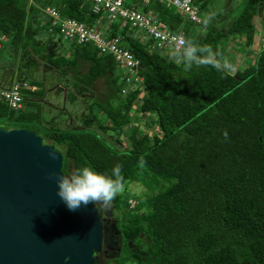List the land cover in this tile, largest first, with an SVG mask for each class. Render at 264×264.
I'll return each mask as SVG.
<instances>
[{
    "label": "trees",
    "instance_id": "obj_1",
    "mask_svg": "<svg viewBox=\"0 0 264 264\" xmlns=\"http://www.w3.org/2000/svg\"><path fill=\"white\" fill-rule=\"evenodd\" d=\"M123 1L150 10L172 31L181 30L184 39L219 53L227 39L250 44L253 18L264 8V0H239L222 29L209 26L197 37V23L172 5L157 0ZM209 1L193 0L201 24L200 9ZM46 3L56 6L61 15L85 23L99 14L91 10L90 0L30 4L0 0V32L7 35L6 42L20 51L30 46L39 52L37 33L53 36L57 28L54 25L51 33L46 30L50 23L41 9ZM120 22L119 17L105 22L107 35H121L123 45L137 57L142 76L138 86H126L111 55L98 52L90 41L70 42V57L45 56L69 69L77 66L78 59L88 60L86 71L76 78L79 82L105 78L107 91L102 100L94 101L106 122L101 123L96 111L91 117L98 126L113 131L128 124L127 145L119 148L89 126L37 127L33 124L40 117L37 87L24 89L26 97L17 109L0 100V122L5 128L31 126L51 142L62 144L63 175L87 166L111 176L118 167L124 185L130 181L143 185V193L124 186L121 197L113 202V207L122 208L120 214L112 213L121 237L120 251L124 249L117 264H264V46L234 75L212 67L185 70L180 60L149 46L128 23ZM135 101L140 112H153L157 132L139 133L130 123ZM140 233L147 237L145 252L128 245L129 240L143 243Z\"/></svg>",
    "mask_w": 264,
    "mask_h": 264
},
{
    "label": "water",
    "instance_id": "obj_2",
    "mask_svg": "<svg viewBox=\"0 0 264 264\" xmlns=\"http://www.w3.org/2000/svg\"><path fill=\"white\" fill-rule=\"evenodd\" d=\"M61 161L34 130L0 126V264H96L101 214L57 196Z\"/></svg>",
    "mask_w": 264,
    "mask_h": 264
},
{
    "label": "rangeland",
    "instance_id": "obj_3",
    "mask_svg": "<svg viewBox=\"0 0 264 264\" xmlns=\"http://www.w3.org/2000/svg\"><path fill=\"white\" fill-rule=\"evenodd\" d=\"M238 1L210 0L207 6L200 9L203 23L201 24L199 22L197 24L196 36L203 35L209 26L222 29L231 17L230 12L232 14L235 12L233 7ZM135 7L139 6L135 5ZM209 16L213 18L210 23L206 24L205 20ZM253 23L254 34L250 44L245 45L242 39L237 40L235 38L222 42L221 59H229L230 61H228L232 64L234 70L245 66V63L251 61L255 53L264 46L263 7L254 16ZM37 36L38 40L35 44L42 45V49L39 52L33 51L30 46H26L20 51L19 48L7 42H4L0 48V80L3 84L8 82L12 77L20 81L24 80L27 83L32 81L35 83L37 89L40 90V94L35 96L39 102L40 117L33 124L40 128L48 126H57L60 128L89 126L88 128H95L101 135L119 148L127 145L124 134L128 129V124L122 126L118 131H113L104 126H98L96 120L91 117V112L96 111L101 123L106 122L103 112L98 111L94 101L96 98L102 100L107 91L105 78L101 76L95 77L88 83L79 82L76 78L86 71L89 61L78 59V64L74 69L52 63L45 55H65L66 57H70L72 55L69 48L70 41L61 40L57 34L52 36L44 31H39ZM221 41V39L218 40L219 43ZM172 53L177 56L175 59L178 61L179 56L177 51H173ZM115 68L120 74L125 73L122 68L116 66ZM116 101L114 100L113 103H116ZM134 105L130 110V123L136 126L139 133L143 131L148 134L157 132L156 126L152 121L153 112H140L137 109L138 104L136 101ZM149 121L151 122L149 123ZM5 125L4 122H0V126L4 127ZM27 128L32 129L31 126ZM37 133L41 137L42 142L51 143L57 150L61 153L63 152L64 146L62 144L51 142L49 138L44 136L41 130H38ZM115 138L119 139L120 142H117ZM70 172H72L71 169ZM64 175L69 174L65 173ZM124 186L127 190L135 193H143L145 190L143 185L138 181L127 182ZM119 196L121 197V195ZM132 203L133 201L131 199L130 204ZM121 209L113 206L111 208L112 213L115 214H120ZM140 235L144 237L143 243L137 245L129 240L128 245L132 249L145 252L147 237L143 233H140ZM123 253V248H121V251L119 249L115 253H110L111 255L107 256L106 259L107 263L117 264L121 256L124 255Z\"/></svg>",
    "mask_w": 264,
    "mask_h": 264
},
{
    "label": "built area",
    "instance_id": "obj_4",
    "mask_svg": "<svg viewBox=\"0 0 264 264\" xmlns=\"http://www.w3.org/2000/svg\"><path fill=\"white\" fill-rule=\"evenodd\" d=\"M27 4L34 3V0H25ZM164 5L174 6L184 17L199 23L201 22L198 6L193 0H157ZM91 10L99 13L91 23L77 20L73 17L63 16L56 6L46 3L41 9L43 15L49 19L46 30L51 33L53 26L57 28L53 35L61 40H68L73 43L90 41L98 52L109 53L116 67L122 68L125 73L120 74L119 79L124 81L126 86H138L142 76L138 73V59L127 47L123 45L122 36L119 34L107 35L106 23L116 17L120 23H128L134 35L141 40L148 42L149 46L161 50L164 54L177 57L172 51H177L180 41L184 40L181 30L172 31L168 25L153 15L150 10H142L140 7L127 5L123 0H90ZM7 40V35L0 32V48ZM35 84L26 81L10 78L3 84L0 82V100L5 102L11 109L21 107L22 100L26 97L24 89L34 90ZM124 89H122L123 91Z\"/></svg>",
    "mask_w": 264,
    "mask_h": 264
},
{
    "label": "clouds",
    "instance_id": "obj_5",
    "mask_svg": "<svg viewBox=\"0 0 264 264\" xmlns=\"http://www.w3.org/2000/svg\"><path fill=\"white\" fill-rule=\"evenodd\" d=\"M212 18L207 17L205 23H210ZM177 53L185 70H190L193 66L212 67L218 72L234 75L232 64L226 59H221L222 53L214 52L209 46H201L192 40L184 39L180 41ZM224 136L227 139V132ZM50 155L55 159L54 153ZM56 183L57 196L71 211L88 204H92L98 213L107 211L112 208L116 197L124 191V177L118 167L113 170L111 176H106L85 166L69 175L61 174L56 178Z\"/></svg>",
    "mask_w": 264,
    "mask_h": 264
},
{
    "label": "flooded vegetation",
    "instance_id": "obj_6",
    "mask_svg": "<svg viewBox=\"0 0 264 264\" xmlns=\"http://www.w3.org/2000/svg\"><path fill=\"white\" fill-rule=\"evenodd\" d=\"M100 214L103 230V245L100 251L96 254L95 260L96 264H107V256L120 249L121 237L119 231L115 228L111 209L100 212Z\"/></svg>",
    "mask_w": 264,
    "mask_h": 264
},
{
    "label": "crops",
    "instance_id": "obj_7",
    "mask_svg": "<svg viewBox=\"0 0 264 264\" xmlns=\"http://www.w3.org/2000/svg\"><path fill=\"white\" fill-rule=\"evenodd\" d=\"M124 3H125V2H124ZM125 4H127V3H125ZM0 82L3 83L1 80H0ZM6 83H7V82H6ZM6 83H5V84H6ZM35 99H36V98H35Z\"/></svg>",
    "mask_w": 264,
    "mask_h": 264
}]
</instances>
